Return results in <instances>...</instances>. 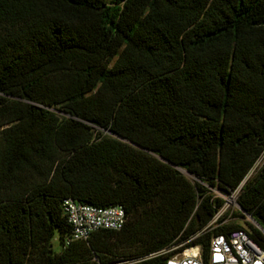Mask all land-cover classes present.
Masks as SVG:
<instances>
[{
    "label": "trees",
    "instance_id": "16d2710c",
    "mask_svg": "<svg viewBox=\"0 0 264 264\" xmlns=\"http://www.w3.org/2000/svg\"><path fill=\"white\" fill-rule=\"evenodd\" d=\"M240 184L204 259L264 249V0H0V264H165ZM66 197L126 221L65 244Z\"/></svg>",
    "mask_w": 264,
    "mask_h": 264
},
{
    "label": "built area",
    "instance_id": "2783aa9c",
    "mask_svg": "<svg viewBox=\"0 0 264 264\" xmlns=\"http://www.w3.org/2000/svg\"><path fill=\"white\" fill-rule=\"evenodd\" d=\"M240 186L241 184L226 194L227 197H237ZM226 195L223 196V205L199 231L179 243L165 246L145 257L164 256L165 264H264V249L254 242L242 228L211 234L205 259L202 256L200 245L190 244L192 239L202 232L211 231L228 223L231 211L229 213L227 211L230 208L240 210L239 205H227ZM61 206L71 228L70 234L64 240L65 244L77 240H87L91 233L99 229L120 230L126 221L125 210L121 205L100 207L80 203L66 197L62 199ZM137 260L139 258L110 264H131Z\"/></svg>",
    "mask_w": 264,
    "mask_h": 264
},
{
    "label": "rangeland",
    "instance_id": "374dc122",
    "mask_svg": "<svg viewBox=\"0 0 264 264\" xmlns=\"http://www.w3.org/2000/svg\"><path fill=\"white\" fill-rule=\"evenodd\" d=\"M259 161H261V159H259ZM259 161L256 163V164H258L259 163ZM190 180H192L193 178H192V176L191 175H186ZM225 199H227L228 200V204L227 205H238L237 204V202H236V196L235 197H227V195L225 196ZM231 211V214H230V219H229V221H232V222H236V223H238V224H240V225H242L243 227H247V225H246V223H251V220H250V218L248 217V216H246L245 214H243V212L242 211H240V210H236L235 208L234 209H229L228 211H227V213H229ZM226 213V214H227ZM243 214V216H242V214ZM53 247H54V249L55 250H59V248H60V243L58 242V239H57V237H55L54 238V240H53Z\"/></svg>",
    "mask_w": 264,
    "mask_h": 264
},
{
    "label": "water",
    "instance_id": "95a60500",
    "mask_svg": "<svg viewBox=\"0 0 264 264\" xmlns=\"http://www.w3.org/2000/svg\"><path fill=\"white\" fill-rule=\"evenodd\" d=\"M241 210V209H240ZM242 211V210H241ZM244 213V212H243ZM251 220V219H250ZM251 223H253L255 226H257V224L251 220ZM258 227V226H257Z\"/></svg>",
    "mask_w": 264,
    "mask_h": 264
}]
</instances>
